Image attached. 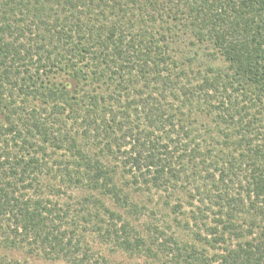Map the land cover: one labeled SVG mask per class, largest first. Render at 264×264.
<instances>
[{"label": "trees", "instance_id": "1", "mask_svg": "<svg viewBox=\"0 0 264 264\" xmlns=\"http://www.w3.org/2000/svg\"><path fill=\"white\" fill-rule=\"evenodd\" d=\"M188 185L212 255L123 215L128 189ZM88 233L151 264H264V0H0V264H118Z\"/></svg>", "mask_w": 264, "mask_h": 264}, {"label": "rangeland", "instance_id": "2", "mask_svg": "<svg viewBox=\"0 0 264 264\" xmlns=\"http://www.w3.org/2000/svg\"><path fill=\"white\" fill-rule=\"evenodd\" d=\"M193 41L191 36H182L181 41L177 44L176 53H185L183 56H190L194 54L195 49L191 46ZM208 47L199 49L200 55L205 58L204 50ZM193 51V52H192ZM206 52H213L209 48ZM206 59V58H205ZM219 64V63H218ZM121 184V180L119 181ZM131 194V200L140 208H144L139 214H123L134 228V231L143 234L147 238L148 234L159 236V232L164 233V237H174L180 244L196 245L199 249L205 247L209 250V255L216 251L212 250L209 246L205 245V237L208 234V227L213 226L215 223V214H203L205 205L202 203V195L198 193L196 187L186 186L178 187L170 193L158 192L154 190L151 194L134 191L128 189ZM89 192L72 190L70 192L76 198L86 196ZM202 193V192H201ZM98 195V194H97ZM105 204L113 209L120 211L114 202L109 198L101 197ZM158 228V232L155 230ZM156 231V232H155ZM152 232L154 234H152ZM133 232H131L132 234ZM199 234L202 236H199ZM162 239V238H161ZM87 242L90 244L92 250V259L111 261L118 264H151L154 262L152 256L146 253L134 254L118 249L114 244L103 241L97 234L88 233ZM150 242V240L148 241ZM8 255L21 262L27 264H70L63 260L53 261L42 257L34 256L25 253L24 251L9 252ZM163 263L168 260L169 264H176L171 257L163 256ZM94 262V261H93Z\"/></svg>", "mask_w": 264, "mask_h": 264}]
</instances>
